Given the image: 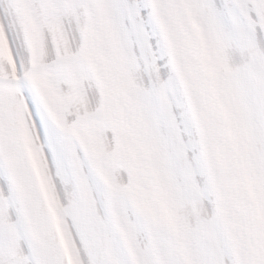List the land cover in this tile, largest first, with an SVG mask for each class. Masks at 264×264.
<instances>
[{"label":"snow or ice","instance_id":"obj_1","mask_svg":"<svg viewBox=\"0 0 264 264\" xmlns=\"http://www.w3.org/2000/svg\"><path fill=\"white\" fill-rule=\"evenodd\" d=\"M0 264H264V0H0Z\"/></svg>","mask_w":264,"mask_h":264}]
</instances>
